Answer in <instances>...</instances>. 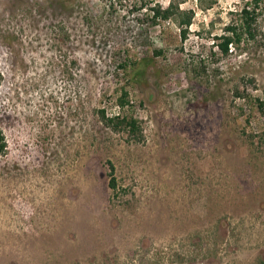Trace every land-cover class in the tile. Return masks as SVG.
<instances>
[{"label":"rangeland","instance_id":"rangeland-1","mask_svg":"<svg viewBox=\"0 0 264 264\" xmlns=\"http://www.w3.org/2000/svg\"><path fill=\"white\" fill-rule=\"evenodd\" d=\"M0 73V264H264V0H0Z\"/></svg>","mask_w":264,"mask_h":264},{"label":"trees","instance_id":"trees-1","mask_svg":"<svg viewBox=\"0 0 264 264\" xmlns=\"http://www.w3.org/2000/svg\"><path fill=\"white\" fill-rule=\"evenodd\" d=\"M153 14L156 18L162 17L164 19L169 18L172 13L169 8H152ZM244 16H245V23L244 28L247 29V33L252 36V21H254L255 16L254 12H250L247 9L244 10ZM228 30H231L230 35H223L221 37V43L218 44L220 47L222 53H228L230 45H233L234 43H239L242 39L243 32L238 31V28L228 26ZM183 36H185V32L183 31ZM2 83V75L0 73V85ZM126 102L122 101V105H124ZM105 117V116H103ZM7 149V141L5 138V134L0 127V156L3 155L6 152ZM109 168H110V180H109V186L112 190H117L118 183H117V177L115 176V167L112 162H109Z\"/></svg>","mask_w":264,"mask_h":264}]
</instances>
